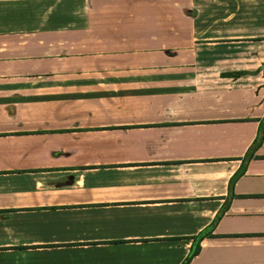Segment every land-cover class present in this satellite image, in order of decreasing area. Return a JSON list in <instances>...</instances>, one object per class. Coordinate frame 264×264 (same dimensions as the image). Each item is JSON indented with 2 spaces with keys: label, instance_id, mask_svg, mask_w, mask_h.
<instances>
[{
  "label": "crops",
  "instance_id": "0c3cea01",
  "mask_svg": "<svg viewBox=\"0 0 264 264\" xmlns=\"http://www.w3.org/2000/svg\"><path fill=\"white\" fill-rule=\"evenodd\" d=\"M263 64L264 0H0V264H264Z\"/></svg>",
  "mask_w": 264,
  "mask_h": 264
},
{
  "label": "trees",
  "instance_id": "16d2710c",
  "mask_svg": "<svg viewBox=\"0 0 264 264\" xmlns=\"http://www.w3.org/2000/svg\"><path fill=\"white\" fill-rule=\"evenodd\" d=\"M237 75V74H236ZM260 138H258L254 144L250 147V149L248 150V152L246 153V155L244 156V161H243V166H242V169L240 171H238L232 178L231 182H230V185H232L235 180L243 173L244 171V168H245V164L253 157L252 155V152L253 150L259 145L260 143ZM219 219V216L215 219V221L212 223V225L210 226V228H212L216 222L218 221ZM207 234V232H204L202 234H200L197 238L198 240V243L194 249V251L192 252V254L188 257L187 261L191 258V256H193L194 254H196L198 252V249H199V241Z\"/></svg>",
  "mask_w": 264,
  "mask_h": 264
},
{
  "label": "water",
  "instance_id": "95a60500",
  "mask_svg": "<svg viewBox=\"0 0 264 264\" xmlns=\"http://www.w3.org/2000/svg\"><path fill=\"white\" fill-rule=\"evenodd\" d=\"M262 72H263V76H264V64H263V67H262Z\"/></svg>",
  "mask_w": 264,
  "mask_h": 264
}]
</instances>
